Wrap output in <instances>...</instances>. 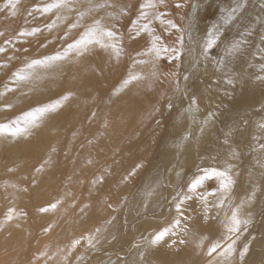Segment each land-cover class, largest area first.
I'll return each instance as SVG.
<instances>
[{
    "label": "bare ground",
    "instance_id": "6f19581e",
    "mask_svg": "<svg viewBox=\"0 0 264 264\" xmlns=\"http://www.w3.org/2000/svg\"><path fill=\"white\" fill-rule=\"evenodd\" d=\"M94 2L96 3L95 0ZM118 2L119 1H117V3ZM179 2L184 3L185 0H179ZM166 3L168 2L166 1ZM170 4L176 6V0H172ZM206 4H207V0H204V3L198 6H197V0H186L185 8L181 10V14L179 12L180 16L178 15V17L181 18L179 22L180 26L178 25L177 22L178 27L181 28L186 27L189 21H191L193 25L191 33H185L186 44L189 43L188 36L191 35L193 37V39L191 40V56H188L187 51H184L181 53L179 59L182 60V65L184 66V72L180 79V85H165V86L146 85L144 87L142 85L141 87L138 88L139 90L135 89L134 91L136 95V97L135 96L134 97L136 99L129 100L128 98H131V96L130 97L129 95L125 96V94L122 95V98H120L116 104L117 106L114 105L115 109L112 107L114 116L110 117L109 115L110 117L109 119L107 117L104 122L102 121L104 123L102 125H104L105 129L103 130V135L101 134L100 136L103 137L102 148L104 150V153L106 154L105 156H107L111 148H113L111 147L113 145L110 139V133L112 134V131H114V134L119 138L123 136L122 138L123 143L120 146L121 152H118L117 154L115 153L113 157L109 161H107V163L103 162L102 164L105 165L103 167H101L102 165L100 166V168H102L99 169V171L101 170L100 173H98L99 171L94 173L93 171H96L94 169L92 171L94 174L92 172H91L92 174L89 173L92 176L91 177L89 176V181H88L89 191L87 190L88 191L87 193L91 199L90 200L86 199V200L90 201L89 202L90 206L89 205L86 206L83 202H81L80 204L82 209H83L82 204L86 206V208L84 207L85 209L84 212L82 213L84 218L87 221H89L88 222L89 231L86 241L87 245L85 247H79L78 245L82 241L80 240L78 241L77 238L76 240L73 239L74 241L72 242L71 245H70L71 242H69L70 245L69 253L67 252L69 256L67 255L63 256L61 259L55 260V263H51V264H65L68 263V261L69 264H264V167L261 166L264 165V68L261 67L262 65H264V51H262V49H264V43L261 42L262 40H264V25H261L259 22H255L251 33L247 34L244 37L243 42L240 44L239 50L233 52L231 51V48H232V44L235 41L232 39V37L235 35V33L234 30L230 31L232 26L230 24L224 25L223 21L220 19L219 16H217L214 20L210 19L207 21ZM225 4L231 6L233 5V0H225ZM112 6L113 5H111V7ZM173 6L170 5L168 7L170 8L169 10H171ZM245 7L251 8L252 14L255 15V13L259 12L260 7H264V2H261V0H251V3L250 4L246 3ZM108 9L109 11H111L113 8H111V10L110 8ZM192 9H196V11H193ZM178 11L180 10H175L176 15L178 14L177 13ZM99 13H100V9H99ZM100 15H102V12L100 13ZM214 23L218 25H222L221 35L220 38L217 40V44L211 50H209L208 59H205V57L201 53L204 47V43L208 38L207 32L211 30V25H213ZM225 35L229 37V41L227 45L221 43ZM240 39H241L240 36L235 35V40H240ZM136 44H138V42H136ZM132 46L133 45L131 44V48ZM134 47L136 48V46ZM96 55L98 54L96 53ZM78 56L80 57V55ZM220 60L224 61L223 65H219L216 63V61H220ZM65 62L62 61V63ZM178 63L181 64V61ZM50 64L51 66H53L51 62ZM56 64L59 65L58 63ZM28 67L29 66L26 67V72H24L25 75L21 73L23 76H26ZM36 67L37 69L35 71L38 72L42 71L41 73H43L44 71L43 74H45L44 69L42 70L41 68L40 70H38V65ZM31 68L33 67H30L29 69ZM114 68H116V65ZM32 70L34 69H31L29 73L34 74L35 72ZM46 71H48L47 68ZM137 71H139V69ZM94 72L96 73V71ZM141 73L143 72H140V74ZM77 75L79 76V74ZM185 76H188L189 79L185 80L184 79ZM229 78L233 79L232 84L227 83ZM80 80H83L82 76ZM52 88H54V86L51 87V86L39 84V85H30L29 90L31 91L32 94L43 95L44 93H46L47 95H49L50 90H54ZM124 90H122V93H125ZM87 91L90 90L88 89ZM95 91H97V89ZM9 95L11 96L10 91H9ZM24 95L22 94L18 95L20 99L17 96V105L19 106L21 105V99L23 98ZM26 95L28 96L27 93ZM71 97H75V94H73V96ZM10 98L11 97L7 99L10 101ZM29 98L30 96H28L27 99ZM41 99L43 98L41 97ZM41 99L40 102H38L37 99L36 100L38 103H42ZM74 99L71 100L72 103L73 101L79 98L75 100ZM193 99L195 100V104L192 103ZM61 101L63 102V99ZM61 101L60 102L58 101V104L62 105ZM81 102H82V97H81ZM91 102L93 103V99ZM169 102H171L172 104L171 108H169ZM51 103L49 104L51 105ZM67 103H69V101ZM114 103H116V101H114ZM119 103L120 105H118ZM56 107H59V105ZM90 107H91V103H90ZM73 108L75 109V107ZM80 108L82 109V106ZM38 110H40V108ZM83 110L84 111L81 110L82 112L80 113L84 112L85 114L86 112L85 107ZM36 111L37 110H34V113ZM79 111L80 110H78V112ZM6 112L8 111L6 110ZM47 112L41 111L40 114H36V115L34 113L33 114L31 113L32 116L34 115L33 119L31 121L29 120L30 123L26 122L23 128L19 127V129L14 131H12L14 127L12 129L5 128V130L8 131H6V134H4L3 136H0V156L2 157L3 151L4 152L7 151L10 153V156H12V158L15 157V159H17V155H18L17 153H16L17 155L16 154L11 155V153L15 152L16 147L28 146L29 140L32 137V135H34V137L36 135L40 137V134L38 132H44L49 127L50 122L54 116L53 114H55V111L51 110ZM75 113H77V111ZM212 113H215V115L210 116V114ZM4 116H5V112L1 111L0 119H2ZM23 116L24 115H21L23 119L20 117L22 121L24 120L25 117ZM103 116L104 114L102 116L100 115V118ZM31 117L29 116L28 118ZM76 117L73 118L71 116V118L74 119L73 127L74 129H76V131H78L79 128L77 129L75 127L77 126L78 121L81 119L79 118V113L76 114ZM119 117L121 118L119 119ZM21 119L19 120L21 121ZM91 119L92 120L94 119L93 121H95V118H91ZM91 119L90 121H92ZM18 122L19 121H17L16 123V121H14V125L18 126ZM132 122H137L138 125L130 133L128 126ZM75 123H77L76 126H74ZM79 123H81V121H79ZM66 125L67 123L65 124V127ZM67 127H71V126H69L68 124ZM52 128H53L52 129L53 131L51 130L52 133L55 132L58 135V131H54L55 125L54 127L52 126ZM57 128L55 130H57ZM9 130H11L12 132H9ZM0 131L2 133L3 129ZM61 131L63 132V130ZM45 133L47 135V132ZM78 133L79 132L74 133V135ZM43 134L44 133H42L41 136L44 137H40L41 138L40 142L43 141L44 138L46 139L45 134L44 135ZM61 134L62 133L59 134L60 135L59 138L61 137ZM63 135L64 132L62 134V137ZM52 138L53 136H51V139ZM73 138H75V140L73 141L74 143H76L75 141L76 138H78V135L77 137H73ZM112 138L114 140V137ZM53 139L51 140V143ZM99 139H101V137ZM73 141L71 140L72 144ZM54 142H59V141L56 140ZM43 143L46 144V142H41V144ZM51 143L49 144L50 146L46 144L45 148L47 147V145L48 147L51 148L52 145ZM94 143L96 144L95 141ZM41 144H40L41 147L39 149L45 151L42 149V146L44 144L43 145ZM56 144L54 143L52 146ZM98 144L100 145V141ZM62 145L63 143L61 144V146ZM61 146L58 147L56 145L53 148V151L57 147L60 149ZM96 148H97V144H96ZM59 149L56 150L59 151ZM95 149H93V152ZM35 151L37 152L36 149ZM58 151L56 152L58 153ZM68 152L64 153L66 157H68V155L70 156V154L72 153V152L71 153ZM233 152L235 153V155H233ZM5 154H6L5 160L7 158H10L7 156V153ZM81 156H83L82 153ZM53 159L51 160L53 161ZM20 160L21 159H19L18 162ZM55 160L56 159H54V162L56 163ZM102 161L103 160L101 159L100 163ZM11 162L9 161L8 164H11ZM73 162L75 161L73 160ZM16 163L13 162L14 165ZM3 164L2 166H0V168L3 169L4 166L8 167V165L4 164L3 166ZM84 164L86 163H83V165ZM88 164L90 163L88 162ZM20 165L22 166L21 163L19 164V166ZM17 166L18 165H15V169L18 168L17 171H19L20 168L22 170L25 167L26 169L28 168L25 164L24 167L23 166L17 167ZM83 167L81 169H83ZM84 168L86 169L87 167ZM204 168H215L221 171L225 170L226 168L231 169L233 178L235 180V185L233 186L229 197L231 201V205H229V203L226 202L223 208H218L216 207V204L218 203L219 198L209 197L208 207L210 208V211L207 213L206 216L204 212L205 205L199 199L194 198L193 200L187 201L182 206V210L178 212L176 209V204L180 199L179 194L181 192L187 191L188 181H190L192 177L196 175L198 172L199 174H202V171L199 170H202ZM21 169L18 173V176L20 174H23ZM28 170L27 172H29ZM3 171H7V170L3 169ZM27 172L25 171V173ZM15 173L13 172V175ZM25 173L23 174V176L25 175ZM97 173L99 174V176L96 178ZM177 173H179V176H177ZM4 174L2 173V175ZM9 174L11 175V173ZM15 175L14 177L17 178V176ZM26 176L28 177V173ZM3 177L5 178V176ZM10 177L11 179H13L14 182L19 181L18 178H17L18 180L15 181V178H13V176H9V178ZM39 177L40 176L38 175V177L34 179L38 181L39 184H41L39 180H37V178ZM25 178H26L25 176L22 177V179ZM1 179L2 177H0V180ZM39 179L43 181L42 179L44 178L42 179L39 178ZM48 180L49 178L44 183H47ZM76 180L80 185L78 178ZM4 182L5 183L7 182V178H5ZM21 182L23 181L21 180ZM33 183L36 184L35 189L40 188L37 187L38 183H36L35 181ZM218 183H219L218 180L215 178L208 179L205 181L204 185L201 188H199L197 191L198 192L214 191L217 188ZM13 184L12 187L14 188ZM8 185L9 183H7V185L5 186H7L8 188ZM20 186L22 185L20 184ZM77 186L78 185L76 184L75 186L76 191L79 188V186L78 188ZM9 187L11 186L9 185ZM16 188L13 190L15 193H16L15 190H17ZM45 188L46 187L42 189L44 190ZM84 188L86 189L87 185ZM24 189L22 188V190ZM7 190L5 192L8 193L10 188L8 191ZM39 190L41 194L42 190L41 189ZM13 191L10 192V195L8 194L6 195L10 197L11 194L14 193ZM20 191L18 190V193ZM24 191H22V195L23 198L25 199ZM79 194L77 198H79L80 196ZM16 195L18 196L19 194L16 193ZM26 195L27 194H25V196ZM67 195L70 196L69 198L70 201L72 194L71 195L66 194V196ZM38 196L40 198V195ZM19 197L22 198V196H18V198ZM18 198H17V202H18ZM13 199L14 197L11 199V201ZM24 199L22 200L25 202ZM15 200H13L12 202H15ZM11 201L8 200L9 203ZM95 201H98L97 208L99 212H101V217L103 222L100 223L98 227L94 228L92 223L94 221V212L96 207ZM4 203H6V208H7L8 207L7 198L4 199ZM73 205H74L73 207H75V203ZM241 205H242L240 209L241 217L247 218L251 216L252 223L248 226H241L239 232L230 233L227 231L225 227L226 224L225 218L230 217L232 214V210L235 207ZM0 207L2 206L0 205ZM81 207L78 209H81ZM53 208L58 209L57 207H55V205L53 206ZM10 209H11L10 211H12V207ZM17 210L20 212L19 208ZM17 210L15 212V214L17 213V216L16 218L12 216L14 218L12 220L8 217L9 211L7 212L8 215H5L4 217L7 216L6 220H8L9 223H6L5 225L6 221L4 219L3 225L5 227L8 226L12 230L15 229L14 227H16V229H19L20 232V230L23 229L21 227L23 225L21 224V219H19L20 220L19 222L17 218L18 217L20 218L21 215L23 214H21V212L20 213L17 212ZM61 210L62 209L58 210L61 212V214L59 213L60 218L64 216V209L63 211ZM69 210L66 209V213H65L66 215L68 214L67 212ZM75 211H77V207ZM13 212H9L11 213L10 217L11 215H13ZM77 212L79 214V210ZM18 214L20 216H18ZM45 214H46L45 217L42 218L40 217V218L46 219L47 213ZM56 217H59V215H57ZM74 220H76V218ZM43 222L44 220L42 221V223ZM73 222L74 224L72 225L79 224L78 221H77L78 223H76L75 221ZM24 223L25 221L23 222V224ZM38 223H41V221ZM2 227L3 226H1V228ZM20 227L22 229H20ZM66 227L68 229V224ZM80 227L79 228L75 227V228H77L79 231ZM11 229L8 230L9 233L12 232ZM26 229L27 228L25 226L24 230ZM4 231L5 230L3 228L2 233H4ZM23 231H21V233ZM58 231L59 229L54 233ZM24 232L22 234L20 233L22 237L23 236L25 237V235H27V232L25 235ZM165 232L166 235L163 236V239L157 241L156 239L157 236ZM68 233L69 235H67V231H66V236L68 237L70 236V239L72 236L75 235L73 233L74 235L71 236L70 232ZM57 234L55 235L57 236ZM55 235L53 234L54 238H56ZM61 235L62 234L59 235V238L62 237ZM12 237L14 238V236ZM50 239L51 237L49 238V240ZM52 239L48 243H50ZM54 242L55 241L53 239L52 244H55ZM60 244L62 245V243ZM217 244H219L220 247H217L216 251L212 252L210 255L209 254L210 250L213 248V246ZM229 244L232 245V254L230 256L227 254L221 256L220 252H222L224 248H227ZM61 245L59 246L61 247ZM63 245H62V249H63ZM246 246L248 249L247 254L243 257V260H241L240 258L241 252ZM46 247L47 246L42 248H46ZM35 251H37V249ZM60 251L62 253V250ZM45 253L43 255H45ZM37 258L39 257H36V260H38ZM45 264H47V262Z\"/></svg>",
    "mask_w": 264,
    "mask_h": 264
},
{
    "label": "rangeland",
    "instance_id": "374dc122",
    "mask_svg": "<svg viewBox=\"0 0 264 264\" xmlns=\"http://www.w3.org/2000/svg\"><path fill=\"white\" fill-rule=\"evenodd\" d=\"M95 1L98 2V0H95ZM117 1H119V2L117 3ZM166 1L168 3H166ZM171 1L172 0H164V4H161L159 2V0H152V2L154 4H156V7L155 8H144L143 6L146 3H148V0H125V1L124 0H122V1L121 0H108V4H110L108 6H110V7H107L106 11H105V9H100V13L102 12V15H100L99 8H98V10H96L97 12L95 11L92 14L93 16L91 18L90 17L88 18L87 22H91V19L94 16H96L97 18L101 16L100 18H103L104 22L106 24H111L113 22V20L115 19V25H116L115 31L117 32L118 35H120L122 37L120 43H121L122 48L124 49L123 54H122L123 57L121 56L119 58L120 60H117L115 58V56L111 54L110 51L106 52L105 50L100 49L98 46H96V47H92L90 49L91 52L88 51L87 53L80 55V57L78 56L77 53H75V51H73L66 59L50 61L53 66H51L50 62L45 63V66H44V64H37L38 70H40L41 68H42V70L44 69L45 74H43L44 71H43V73H41L42 71L41 72L39 71L41 74L38 71H35L37 69V67H36L37 65H35L31 69H34L32 71H34L36 74L35 73L34 74L29 73L31 69H29L30 67H28V69H29V71L27 69L28 74L26 73V76H23V75H25L24 72H26V67L29 66L31 64V62L36 61V60H43L45 57H51V56L56 55L57 53H62L67 49V46L70 43L74 42L75 40H77L79 38L80 32L83 31L82 28L73 29V30H71V32L68 31V28H69V25L72 24L76 18L77 13L74 10L76 8L78 9L79 7L80 8H82V7L86 8L87 0L86 1L85 0H77V1L73 0L72 4L70 6L71 7L70 11L68 8H64L61 6V7L54 8L51 12H49L47 14L43 11V9L46 8L48 5L58 3L59 0H0V97H1V99H0V114H1V111L5 112V116L2 119H0V130L3 129V131H4V132L2 131V133L0 131V133H1L0 136H3L4 134H6V131H8V130H5V128H7V129L11 128L12 129L14 127V129H12V131H14V130L19 129V127L23 128L25 126L26 122L30 123V121L34 117V115L32 116V114L34 113V110H37L34 113L35 115L40 114L41 111L47 112V111L52 110V111H55V114H53L54 116L50 122L49 127L47 128L46 131L38 132V133L40 134V137H44V136H41L42 133L45 134L46 139L44 138V140L41 142H46V144H48V145L51 143V140L53 138L55 139V137H56V139L55 140L53 139V141L51 143L52 145L54 143L55 144L58 143L56 145L58 147H60L61 144L63 143V145L61 146L60 149L58 147L56 148V149H59V151L56 149L53 151V148L56 145H54V146L51 145V148L48 147V145H47V147L49 149L47 147L45 148L46 144L45 143H43L44 145L41 144V142H40L41 138L38 137L37 135L35 137H34V135H32V137L34 139L32 137L30 138L28 146H17L15 149V152L11 153V155H14L17 153L18 154V155L16 154L17 159H15V157L12 158V156H10V153L7 151H5V152L3 151L2 157L0 156L1 157L0 166H2V164L5 161L6 162L4 164L8 165V167H7V166H4V164H3V166H4L3 169L7 170V171H3V169L0 168V172L2 170V172L0 173V175H1L0 177H2V179L0 180L1 181L0 183H1V185H3V186L0 185V193H1L0 194V196H1L0 197V199H1L0 205L2 206V207H0V264H43V263L45 264L46 262H47V264H51V263H55V260L61 259L63 256H66V255L69 256V254H68L69 253V247L72 244V242L74 240H76V238L78 241L79 240L82 241L79 243V245H78L79 247H85L87 245L86 241H87V237H88L87 235H88V231H89V226H88L89 221H87L84 218L82 212H84V209L86 208V206H88V205L90 206L89 200L91 198L87 192L89 191V188H88L89 176L91 177L92 175H90L89 173H91L93 171V169L96 170V171H93L94 173L99 171V169H102V168H100V166L102 165L101 167H103L105 165V164H102L103 162L107 163V161H109L115 153L117 154L118 152H121L120 146L123 143L122 142L123 136L119 138L118 136H116L114 134V131H112V134L110 133V139H111V143L113 145L111 147H113V148H111V150L109 151L107 156H105L106 154L104 153V150L102 148V142H103L102 138L103 137L100 136L101 134L103 135V130L105 129L104 125H102V124H104L103 122L105 121V119L107 117L109 119L110 117L114 116L112 107L115 109L114 105L117 106L116 104L119 101V99L122 98V95L125 94V96H127V95H129V97L131 96V98H128L129 100L136 99L135 98L136 95H135L134 91H135V89L139 90L138 88L141 87L142 85H143V87L146 85H163V86H165V85H180V79H181V76L184 72V66L182 65V60H169L168 57L164 56V55H162L158 59L155 58L154 54L152 56H149L147 54L142 55V56L137 55V53H147V51L151 48L152 35H159L161 37V41L163 42V44L168 46V47H177L178 46L177 38H178L179 34L176 33V30L173 29V30H171V32L165 31L166 26L162 27L159 20H155L152 18V15L154 12H157V13L163 12L165 14L163 17L164 19H166V20L172 19L174 23L177 24V22H178V25L180 26L179 22H180L181 18L178 17V15H179V12L181 14V10L177 9L176 6H173V4H170ZM99 2H101V0H99ZM102 2H103V0H102ZM93 3H95L94 0H93ZM117 4H118V7H117ZM124 4L128 5V7L126 9H124L126 14L125 15H118V13L120 12L121 6ZM111 5L116 6V7H113V6L111 7ZM170 5L173 6V8H171V10H169L170 8H168ZM108 8H110V10H111V8H113L114 10L112 9L111 11H109ZM66 9H67V12H66ZM174 9L180 10L177 12L178 13L177 15H176V12ZM108 11L112 13V16L107 17L106 12H108ZM140 11H145L148 13L149 19L148 20H141L140 23H149L150 27L154 30L152 35H149V33H147V32H141L140 35L137 36L134 32H131L132 24L134 21H136L138 19ZM59 15L61 17V20H57V26H56L57 29H56V27H54L51 31H49L48 25L51 24L52 21L56 20L57 16H59ZM68 15H70V16H68ZM98 15H100V16H98ZM65 16H68V17H67V19H65L63 21V17H65ZM206 20L208 21L210 19L207 17ZM62 28H64V29H62ZM33 29H41V31H39V33H37L36 35H22V33H30ZM66 35H67V38H65ZM136 42H138V44H136ZM131 44L133 45L132 48H131ZM134 46H136V48ZM138 49H140V50H138ZM100 52H101V54H100ZM96 53L98 55H96ZM78 58H79V60H78ZM136 60H143L144 61L143 64H138V65L136 64V67L134 69L139 74H140V72H143L140 75H143L142 77L144 80L142 79L141 81H134L133 83L126 86L127 89L125 87L122 88L121 85H122L123 81L127 78L129 71L133 70V63ZM57 61H59V62H57ZM62 61H64V62L66 61V62L62 63ZM171 61H172V63H171ZM180 61H181V64L178 63ZM117 62H119V63H117ZM56 63H58L59 65H57ZM115 65H116V68H114ZM67 66H68V68H67ZM82 66H83V68H82ZM23 68H24V71H23ZM46 68L48 69V71H46ZM52 68H53V70H52ZM55 68H56V70H55ZM138 69H139V71H137ZM74 71H76V72H74ZM94 71H96V73ZM46 72H47V74H46ZM91 72H93V73H91ZM144 73H145V75H144ZM153 73L156 74L155 77L153 76ZM77 74H79V76ZM80 75L82 76L83 80H80L81 79ZM77 78H79V79H77ZM35 81H36V84H35ZM33 82H34V84H33ZM81 83L85 84V85H82ZM86 83H89V84H86ZM39 84L47 85V86H51V87L54 86V88H52L54 90H50L49 95L44 93L43 94L44 96L42 94H39V95L32 94L31 91L29 90L30 85H39ZM86 85H88V86H86ZM16 86L18 87V90H17ZM97 86L99 89L97 88ZM77 87L80 90H78ZM91 87H93V88H91ZM88 89L90 91H87ZM96 89H97V91H95ZM118 89H119V91H118ZM122 90H124L125 93H122ZM9 91H10L11 96L9 95ZM26 93L28 94V96H30L29 99H27L28 96L26 95ZM21 94L22 95L25 94V95L21 99V105L19 106V105H17V96L21 95ZM73 94H75V97H71V96H73ZM12 95H13V97H12ZM35 95H36V98H35ZM66 95H68L69 97ZM4 96H5V98H4ZM65 96L68 98H66ZM2 97H3V99H2ZM9 97H11L10 101L8 100ZM41 97L43 99H41ZM81 97H82V102H81ZM114 97H116L117 99ZM18 98H19V96H18ZM61 98L63 99L64 103L61 101L62 100ZM71 98H73V99L79 98V99H77V100L74 99L75 101H73V103H72L71 100H73V99H71ZM36 99L38 100V102H40V99H41L42 103H38ZM92 99H93V103H95V104H93L91 102ZM113 100L116 101V103H114ZM27 101H29V102H27ZM58 101L59 102L61 101L62 105L58 104ZM68 101H69V103H67ZM78 101H79V103H78ZM49 103H51V105ZM90 103H91V107H90ZM120 103L118 105H120ZM15 104H16V106H15ZM55 104H57V105H55ZM58 105H59V107H56ZM77 105H78V107H77ZM109 105H110L111 109L109 108ZM81 106H82V109L80 108ZM83 106L86 109L85 114H84V112L80 113V112L84 111ZM38 107L40 108V110H38L39 109ZM73 107H75L77 113H79V118L82 119V120L81 119L79 120V121H81V123H79V121H78V124L77 123L74 124V126H76V124H77V126L75 128H77V129L79 128L78 131H76V129H74V127H73V123H74L73 118L76 117V114H77V113H75L76 111ZM53 108H54V110H53ZM70 108H71V110H70ZM9 109H10V111H9ZM12 109H14V110H12ZM60 109H61V111H60ZM6 110L8 112H6ZM63 110H64V113H63ZM78 110H80V111L78 112ZM110 110H112V111H110ZM102 112H103L104 116L101 117L102 118L101 119L100 115L101 116L103 115ZM21 115L25 116V117L23 116L24 117L23 121H22L23 118L21 117ZM59 115H60V117H59ZM80 115H81V117H80ZM105 115H106V117H105ZM109 115H110V117H109ZM29 116L30 117L32 116V117L28 118ZM62 116H64V117H62ZM71 116L73 118H71ZM26 118H28V119H26ZM91 118H95V121H93L94 119L92 120ZM113 118H115V117H113ZM120 118L121 117H119V119ZM19 119H21L22 122ZM65 119H66V121H65ZM90 119L92 121H90ZM75 120H77V119H75ZM14 121H16V123H17V121H19L18 126L14 125ZM52 121H53V123H52ZM75 122H77V121H75ZM66 123H67V125L65 127ZM68 124L71 127H67ZM54 125H55L54 131H58V135L55 132L52 133V131H53L52 126L54 127ZM137 125H138L137 122H132L131 124H129L128 127L130 130V133H131V131H133L136 128ZM57 126H58V128H57ZM56 128H57V130H55ZM61 130H63V132H64L63 137H62L63 132ZM12 131L9 130V132H12ZM49 131H50V133H49ZM45 132H47V135ZM77 132H79V133L74 135V133H77ZM48 133H49L50 137H49ZM60 133H62V134H61V137L59 138ZM54 135H55V137H54ZM77 135H78V138H76V141H75L76 143H74L73 140H75V138H73V137H77ZM51 136H53L52 139H51ZM57 137H58V139H57ZM100 137H101V139H99ZM112 137H114L115 142H114ZM47 138L49 139V141ZM69 139H70V141H69ZM45 140H47L48 142ZM56 140H58L59 142H54ZM71 140L73 141V144L71 143ZM32 141L34 144L32 143ZM94 141L97 144V148H96V144L94 143ZM99 141H100V145L98 144ZM120 141H121V143H120ZM40 144L44 146V148L42 146V149L45 151H42L39 149L41 147ZM67 144H68V146H67ZM35 149L37 150V152L35 151ZM93 149H95L94 152H93ZM67 150L71 151L72 153L68 152ZM91 150H92V152H91ZM56 151H58V153ZM45 152H46V154H45ZM65 152L71 153L70 154L71 158L69 155H68V157H66V155H64ZM5 153H7V156L10 158H7V156H6L7 159L5 160V155H6ZM81 153L83 154V156H81ZM56 156H57V158H56ZM53 158L56 159L55 160L56 163L54 162ZM77 158H78V160H77ZM19 159H21V160L18 162ZM51 159H53V161ZM90 159L92 160V162ZM101 159L103 161L100 163ZM105 159H106V161H105ZM11 160H12V162H11ZM73 160L75 162H73ZM84 160H85V162H84ZM9 161L11 162L12 165L8 164ZM13 162L14 163L17 162L15 165L19 166V164L21 163L23 167H24V164L28 167L27 169L25 167L23 170L20 168L22 170L23 174L25 173V171L27 172V170L29 169L28 170L29 172H27L28 177L26 176L27 173H25V175H24L27 179L26 178L22 179V177H24L23 174H20L18 176L20 169H19V171H17L18 166L16 167L17 169H15V165L13 164ZM88 162L90 164H88ZM83 163H86V164L83 165ZM22 166L20 165L19 167H22ZM81 166L82 167L84 166L87 168L85 169L83 167V169H81L82 168ZM45 167H46V170H45ZM10 169H11V171H10ZM100 171L98 173H100ZM13 172L17 173V174L15 173L16 175L15 174L14 175L17 176L19 181H17L18 179L16 177H14ZM2 173L3 174L5 173V174L2 175ZM9 173H11V175ZM98 173L96 174V178L99 176ZM44 174L47 178L44 176ZM38 175L40 176L39 178H41V179L44 178V179H42L43 181H41L39 178H37V180H39V182L41 184H39L38 181L35 180L36 177H38ZM3 176H5V178H7L6 183L4 182L5 178ZM9 176H13V178H15V181H17V182H14L13 179H11V177L9 178ZM48 178H49V180H48L49 183L48 182L44 183L47 181ZM77 178L79 180L80 185L78 184V182L76 180ZM20 179L23 182H21ZM80 179H81V181H80ZM33 180L36 183H38L37 187H40L39 189L42 190L41 194H40V190L38 188L35 189L36 184L33 183L34 182ZM10 182H13L14 184L10 183ZM72 182H73V184H72ZM7 183H9V185L11 187L13 184L14 188L12 187V189H11V187H9V185L7 188V186H5V185H7ZM42 183H44V184H42ZM17 184H18V186H17ZM20 184L22 186H20ZM45 184H46V186H45ZM76 184L79 186V188L77 186L78 192L75 189ZM86 185H87V188L85 189L84 187ZM33 186H34V188H33ZM18 187H19V189H18ZM24 187H25V189H24ZM44 187H46V188L43 190L42 188H44ZM5 188H6V190L7 189L9 190V188H10L11 191L9 190L8 193L5 192L6 191ZM15 188L17 189V190H15L16 193L19 194L18 196H22V198L19 197L20 198L19 199L18 196L16 195V193L13 191ZM22 188L25 191L22 190ZM20 189H21V191H20ZM37 189H38V191H37ZM3 190H4V192H3ZM18 190L20 191L19 193H18ZM34 190H35V192H34ZM12 191L14 193L11 194V196H10L11 198H10L6 194L10 195V192H12ZM22 191H24L25 194H27L26 196L24 194L25 199L23 198ZM14 194H15V196H14ZM42 194H43V196H42ZM66 194H70V195L72 194V196H74V197L71 196V199H70L71 202L69 201L70 196L69 195L66 196ZM78 194L80 195L79 198H77ZM82 194H83V196H82ZM4 195H6V196H4ZM38 195H40V198ZM96 196H97V194H96ZM13 197H14L13 200L16 199L15 202H12L13 200L11 201V199ZM6 198H7V206H8L7 208H6V203H4V199H6ZM17 198H18V202H17ZM22 199H24L25 202ZM77 199H78V201H77ZM86 199H89V200H86ZM8 200H10L12 203L11 202L9 203ZM19 200H20V202H19ZM79 200H80V202H79ZM26 201H27V204H26ZM63 202H64V204H63ZM81 202H83L86 205L85 206L82 204L83 209L80 206ZM3 203H4V205H3ZM74 203H75V207H73ZM25 204H26V206H25ZM97 204H98V201H95L96 207H95V212H94V221L92 223L94 228L98 227V225L103 222L102 217H101V212H99V210L97 208ZM16 205H18V206H16ZM54 205L58 209L53 208ZM66 205H68L69 207ZM20 206L23 208V211H22V208ZM23 206L25 207V209ZM79 206L81 207L82 210L78 209V208H80ZM11 207H12V211H10ZM17 207L19 208L21 214H23V215H21L20 218L18 217L17 220L21 219V224L24 227L26 226V228H27L26 230H28V231L24 230L23 226H21L23 229L20 227V229H22V230H20V232H19V229H16V227H14L15 229L12 230L8 226L5 227L3 225L4 219L6 221L5 225H6V223H9V221L6 220L7 216L4 217L5 215L9 214L8 217L11 220L16 218L17 213L15 214V212L18 209ZM76 207H77V211L79 210V214L77 211H75ZM15 208H17V209H15ZM69 208H70V210H69ZM60 209H62L61 211H63V209H64V216L61 218H60L61 212L58 211ZM66 209L69 210L67 212L68 213L67 215L69 217L65 214ZM8 211L9 212L14 211L13 215H11V217H10L11 213H9ZM7 212H8V214H7ZM17 212H19V211L17 210ZM71 212H73V213H71ZM45 213H47V218L41 219L42 217L46 216ZM37 214L39 215V218H38ZM53 214H54V216H53ZM57 215H59V217H56ZM18 216H20V215L18 214ZM76 216H78V217H76ZM22 217H23V219H22ZM59 218H60V220H59ZM75 218H76V220H74ZM43 220H44V222L42 223ZM24 221H25V223L23 224ZM40 221H41V223H38ZM73 221H75L76 223L79 222V224L72 225V224H74ZM19 222H20V220H19ZM67 224H68V229L66 227ZM1 226H3V227L1 228ZM75 227H77V228L80 227V230L78 231V229ZM3 228L6 231V232L4 231V233H2ZM9 229H11V231H12L11 233L8 232ZM58 229L60 232L58 231V232L54 233ZM21 231L24 232V235L27 232V235H25V237L24 236L22 237L21 234L23 232L21 233ZM66 231H67V235H69L68 232H70L71 236L74 234L75 235L72 236L70 239V236L69 237L66 236ZM80 231H81V233H80ZM16 234H18V235H16ZM53 234L54 235L57 234V236L55 235L56 238H54ZM60 234H62L61 235L62 237H60L61 239L59 238ZM11 235L14 236V238ZM50 237H51V239L53 237L55 244H52L53 239L50 243H48L51 240V239L49 240ZM64 242H65V244H64ZM69 242H71L70 245H69ZM56 243H57V245H56ZM60 243H62V245L64 244L63 249H62V245ZM39 244H40V246H39ZM58 244L61 245V247ZM44 245L47 247L42 248V247H45ZM57 246H58V248H57ZM66 246H68V247H66ZM22 247L23 248L25 247L24 248L25 250ZM55 248H57V249H55ZM36 249H37V251H35ZM60 250H62V253ZM45 252L48 254H46ZM44 253H45V255H43ZM50 254H51V256H50ZM52 254H54V255L56 254V255L54 256ZM36 257H39V258H37L38 260H36ZM50 257H51V259H50ZM55 257H56V259H55ZM41 258H42V261H41ZM65 264H69V261H68V263H65Z\"/></svg>",
    "mask_w": 264,
    "mask_h": 264
},
{
    "label": "snow or ice",
    "instance_id": "6c2138e0",
    "mask_svg": "<svg viewBox=\"0 0 264 264\" xmlns=\"http://www.w3.org/2000/svg\"><path fill=\"white\" fill-rule=\"evenodd\" d=\"M73 0H59L58 3H54L48 5L43 11L47 14L51 12L54 8L64 7L71 10L70 6ZM161 4H164V0H159ZM264 2V0H261ZM204 0H197V6L203 4ZM251 3V0H233V5L229 6L225 4V0H207L206 4V16L209 19H215L217 16L223 21L224 25H231L232 28L230 31L234 30L235 35L241 37L240 40H235V35L232 39L235 41L232 44L231 51L235 52L239 50L240 44L243 42L244 37L251 33L253 25L255 22H259L261 25H264V7L259 8V12L252 14L251 8H246L245 4ZM186 6V0L184 3L176 0V8L183 10ZM108 0H103V2L93 3V0H87L86 8L82 7L80 9H75L74 11L77 13L76 18L72 24L69 25L68 31L71 32L73 29L82 28L83 31L80 32L79 38L74 42L70 43L67 46V49L62 53H57L51 57H45L43 60H36L31 62L29 67H34L37 64H45L50 61L63 60L66 59L73 51H75L78 55H83L87 51H89L92 47L99 46L100 49L105 51H110L112 55L115 56L117 60L123 54L124 49L121 46L122 37L117 34L115 31V19L111 24H106L103 18L93 17L91 22H87L89 17H92L93 13L99 9L107 10ZM128 7L127 4H124L120 8V12L118 15H125L124 9ZM144 8H155L156 4L152 2V0H148ZM191 7V6H189ZM196 11V9H192ZM108 16H112L111 12H107ZM163 12H154L152 18L155 20H159L162 27H165V31L171 32V30L175 29L177 33H179L177 38V47H168L163 44L161 41V37L159 35H152L153 29L150 27L149 23H140L141 20H148L149 15L145 11H140L138 19L133 22L131 32H134L137 36L140 35L141 32H147L149 35H152L151 48L147 51V53H137V55H149L152 56L154 54L155 58H160L162 55L167 56L169 60H179L181 53L187 51L188 56H191V40L193 37L191 35L188 36L189 43H185V33H191L192 30V22L189 21L187 26L184 28L178 27L176 23L173 22L172 19H164ZM118 18V17H117ZM67 19V16L63 18ZM57 20H61L60 16H57L56 20L52 21L51 24L48 25L49 31H51L54 27L57 26ZM221 27L222 25H218L214 23L211 25V30L207 32V40L204 43V47L202 50V55L205 59H208L209 50H211L216 44L217 40L221 35ZM41 29H33L30 33H22V35H36L39 33ZM67 38V35L65 36ZM229 41V37L227 35L224 36L223 41L221 43L227 45ZM264 43V40L261 41ZM264 51V49H262ZM144 63L143 60H136L133 63V70H130L127 78L123 81L121 87H126L127 85L133 83L134 81H140L143 77L136 72L134 69L136 64ZM217 64L223 65L224 61H216ZM264 68V65L261 66ZM156 74L153 73V76ZM185 80H188L189 77L185 76ZM228 84L233 83V79L229 78L227 81ZM119 91V89H118ZM192 103L195 104V100H192ZM172 107L171 102H169V108ZM215 115V113L210 114ZM233 155L235 153L233 152ZM264 167V165H261ZM202 174L199 172L192 177L190 181H188L187 191L181 192L180 199L176 204V209L178 212L182 210V206L189 200H193L194 198L199 199L204 205V212L207 216V213L210 211L208 207L209 197H218V203L216 207L223 208L225 203H229L231 205V201L229 199L230 193L232 191L233 186L235 185V180L233 178V174L230 168H226L225 170H217L215 168H204L202 170ZM179 176V173H177ZM211 178H215L218 180V186L214 191L207 192H198L197 190L201 188L205 181ZM241 206H237L232 210V214L230 217H226L225 227L228 232L236 233L239 232L241 226H248L252 223L251 216L247 218H242L240 215ZM166 235L162 233L157 236V241L163 239V236ZM230 238V237H229ZM217 247H220L219 244L213 246L210 250V255L212 252H215ZM247 246L241 252V260L247 254ZM225 254H232V245L229 244L227 248H224L222 252H220L221 256Z\"/></svg>",
    "mask_w": 264,
    "mask_h": 264
}]
</instances>
